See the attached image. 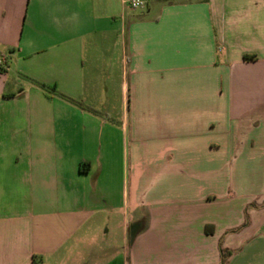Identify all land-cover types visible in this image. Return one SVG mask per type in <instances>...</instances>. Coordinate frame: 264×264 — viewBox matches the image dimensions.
<instances>
[{
  "label": "crops",
  "instance_id": "1",
  "mask_svg": "<svg viewBox=\"0 0 264 264\" xmlns=\"http://www.w3.org/2000/svg\"><path fill=\"white\" fill-rule=\"evenodd\" d=\"M0 61V264H264V0H0Z\"/></svg>",
  "mask_w": 264,
  "mask_h": 264
},
{
  "label": "trees",
  "instance_id": "2",
  "mask_svg": "<svg viewBox=\"0 0 264 264\" xmlns=\"http://www.w3.org/2000/svg\"><path fill=\"white\" fill-rule=\"evenodd\" d=\"M244 60L245 61H253V60H255V57L247 55V56L244 57ZM34 83L45 92L47 98H49V99H51V96H50L51 94H55V95L60 96L61 98H64V99L70 101L71 103H73L74 105L78 106L79 108H81L83 110L89 111V112H91V113H93L95 115H101L99 112H97L96 110L88 107L83 102L71 99V98L59 93L56 90L55 87H49V86H47V85H45L43 83H39V82H35V81H34ZM87 167H88V164H82L80 170L82 172H85V171H87Z\"/></svg>",
  "mask_w": 264,
  "mask_h": 264
},
{
  "label": "built area",
  "instance_id": "3",
  "mask_svg": "<svg viewBox=\"0 0 264 264\" xmlns=\"http://www.w3.org/2000/svg\"><path fill=\"white\" fill-rule=\"evenodd\" d=\"M152 0H123V4L133 10L145 9L149 6ZM2 62L0 61V65Z\"/></svg>",
  "mask_w": 264,
  "mask_h": 264
}]
</instances>
